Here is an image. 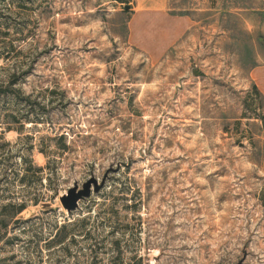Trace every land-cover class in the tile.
<instances>
[{
	"label": "rangeland",
	"instance_id": "obj_1",
	"mask_svg": "<svg viewBox=\"0 0 264 264\" xmlns=\"http://www.w3.org/2000/svg\"><path fill=\"white\" fill-rule=\"evenodd\" d=\"M257 53L264 0H0V264H264Z\"/></svg>",
	"mask_w": 264,
	"mask_h": 264
},
{
	"label": "crops",
	"instance_id": "obj_2",
	"mask_svg": "<svg viewBox=\"0 0 264 264\" xmlns=\"http://www.w3.org/2000/svg\"><path fill=\"white\" fill-rule=\"evenodd\" d=\"M170 23L171 21L167 22L166 26L163 29L158 30L160 32L156 33V36L147 35L146 39L137 46L147 51V53L153 59H160L165 56L170 47L175 46V42L177 41V39L174 40L173 37L170 38L169 36L170 30H168V28L170 27ZM166 31H168V33ZM176 36L177 38H179L180 36V33L178 31L176 32ZM259 58L260 57L258 53L257 55L252 54L251 57L245 59V62L247 64H244L248 70V76L251 80V83H254L258 87L260 92H262L264 95V60L261 61V59Z\"/></svg>",
	"mask_w": 264,
	"mask_h": 264
},
{
	"label": "water",
	"instance_id": "obj_3",
	"mask_svg": "<svg viewBox=\"0 0 264 264\" xmlns=\"http://www.w3.org/2000/svg\"><path fill=\"white\" fill-rule=\"evenodd\" d=\"M106 178L102 182L99 179L92 177L80 188L78 185L69 189L67 194L62 196V202L69 213L79 208L80 202L88 198L94 192H99L105 185Z\"/></svg>",
	"mask_w": 264,
	"mask_h": 264
},
{
	"label": "trees",
	"instance_id": "obj_4",
	"mask_svg": "<svg viewBox=\"0 0 264 264\" xmlns=\"http://www.w3.org/2000/svg\"><path fill=\"white\" fill-rule=\"evenodd\" d=\"M258 93V92H257ZM260 95V94H259ZM262 119H263V121H264V115L262 116ZM50 164H51V161H49V163L47 164V166L46 167H44V168H40L39 169V171H41V170H44V169H46V168H48V167H50ZM28 170H33L34 169V166H33V164L31 163V162H29L28 163ZM25 207H26V205L25 204H20V207L18 208V213H20V212H22L24 209H25Z\"/></svg>",
	"mask_w": 264,
	"mask_h": 264
}]
</instances>
